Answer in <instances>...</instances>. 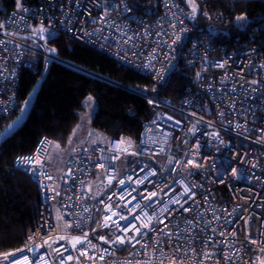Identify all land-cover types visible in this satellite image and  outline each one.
<instances>
[{"label":"built area","instance_id":"built-area-1","mask_svg":"<svg viewBox=\"0 0 264 264\" xmlns=\"http://www.w3.org/2000/svg\"><path fill=\"white\" fill-rule=\"evenodd\" d=\"M134 1L20 0L18 8L15 0L0 19V131L21 117L32 93L28 110L0 146L34 104L49 61L56 59L45 47L55 35L111 57L157 90L173 72L188 81L183 94L164 102L142 94L159 111L130 146L112 136L105 144L73 148L58 190L47 163L48 136L15 157V168L37 184L41 204L38 224L11 264H24L25 258L27 264H264V36L213 43L194 34L192 10L181 0H159L155 15L136 12ZM39 59L42 70L20 99V75L35 72ZM21 157L40 163H20ZM145 176L144 183L135 182ZM91 180L94 188L88 187ZM185 187L194 193L190 199L181 195ZM152 192L157 193L152 201L143 199ZM173 199L180 203H170ZM109 204L128 217L119 221L121 227L139 226L143 213L154 217L151 230L137 237L139 244L100 241L124 234L114 225L99 227L105 215L112 216L105 211ZM85 233L87 240L73 248L71 239ZM0 264H7L3 257Z\"/></svg>","mask_w":264,"mask_h":264},{"label":"trees","instance_id":"trees-1","mask_svg":"<svg viewBox=\"0 0 264 264\" xmlns=\"http://www.w3.org/2000/svg\"><path fill=\"white\" fill-rule=\"evenodd\" d=\"M181 1L192 10L190 0ZM194 2L198 6L192 25L196 36L224 45L228 41L247 42L264 36L262 0ZM14 3L15 0H1L0 19ZM134 8L138 13L155 15L159 0H135ZM241 15L246 16L243 27L236 20ZM45 47L56 59L49 61L45 79L22 125L0 146V257L17 251L40 218L39 188L29 175L15 168L17 155L30 153L43 135L66 146L88 95L96 104L92 125L103 139L119 136L128 143L136 142L142 124L159 111L142 94L164 102L169 97L183 94L188 84L183 75L173 72L162 90H157L146 77L62 34L47 40ZM41 70L39 59L35 72L24 70L21 73L20 99L26 97Z\"/></svg>","mask_w":264,"mask_h":264},{"label":"snow or ice","instance_id":"snow-or-ice-1","mask_svg":"<svg viewBox=\"0 0 264 264\" xmlns=\"http://www.w3.org/2000/svg\"><path fill=\"white\" fill-rule=\"evenodd\" d=\"M190 3H191V6H192V14H191V16L194 19L196 14H197V11H198V6L195 4L194 0H190ZM17 7L18 8H22L20 0H17ZM236 20L238 22H240V26L243 27L244 26L243 22L246 21V16H244V15L237 16ZM0 27H3V25H0ZM177 39H179V37ZM51 51L54 52L55 50L52 49ZM218 66L219 67H223V65H218ZM253 83H256V82L253 81ZM31 98H32V93L29 94V98L25 101L24 106L21 108V114H22L21 117H18L16 121H14L12 124L7 125L3 131H0V138H7L13 132L15 127L20 123V120H21V118L23 116V113H25L28 110V107L31 104ZM92 99H93L92 97H88L89 101H91ZM0 111H3V110L0 109ZM121 143H123V141H121ZM42 144H43V142H42ZM129 146H130V143H129ZM123 151H127V148L123 149ZM133 154H135V153H133ZM18 161L20 163H27V162H30V161L33 162V163H36V164L40 163L39 160H32V158H30V157H21V158H18ZM170 163H171V161H170ZM110 167H111V165H110ZM141 171H143V169ZM235 172H236V170L233 169V173L234 174H235ZM148 175H154V173H149ZM48 179H50V177H48ZM113 179H114V177L110 176L108 181H107V183L110 185L112 183ZM128 179L131 180V177H129ZM147 179H148V176H145L143 179H138L135 182L137 184H142ZM119 183L121 185H123V184H125V181L124 180H120ZM184 194H188V198L189 199L191 198L192 195H194V193H190V189L187 188V187H185L184 193H182L181 195H184ZM156 195H157V193L152 192L148 196L143 197V199L146 200V201H152L153 197H155ZM109 199L111 200L112 197H109ZM120 199L124 200V196H121ZM135 199H136L135 197H132V200H135ZM170 203L179 204L180 201L177 200V199H173V200H170ZM126 204H131V201H126ZM145 206L149 207L150 204L149 205H145ZM136 207L138 208L139 205L137 204ZM181 210L190 211L191 209L184 208L183 205H181ZM85 211H87V209H85ZM105 211L106 212L112 211V206L110 204L106 205L105 206ZM133 211H135V209H133ZM161 211L169 212L170 210L167 209V208H163V209H161ZM142 215H143V218H145V222L141 223L139 226H137L136 224H132L131 229L129 227H127V226L121 227V224L119 223V221H121V220H127L128 219L127 216H119V214L117 212L112 211V216H117L118 217V220H113L112 216L105 215L104 220L101 222L99 227L107 228V227H110L111 225H114L117 228V230H119L120 232H122L124 234L120 235V236H117L116 240H114V241L106 238L105 236H100L99 237L100 241H102L103 243H107V244H120V245H124V244L127 243V244H131L133 247L136 244H139L140 240L137 237L141 234V230L142 229L151 230V222H152V220L154 218L153 216H149L147 213H143ZM135 219L138 220V221L141 220L142 219L141 214H137L135 216ZM161 223H163V221H161ZM93 231H95V230H93ZM129 231H133L134 234L132 236H129L128 235ZM160 231L163 232V231H165V229H161ZM87 236H88V234L85 233L83 238L73 237L71 239V246L73 248H76L77 245L83 244L84 241L87 240ZM59 239H64V237H59ZM45 243H47V242H45ZM91 247H96V246L95 245H91ZM18 251L22 252V251H24V249H20ZM57 251H59V249H57ZM81 255H87V251H85L84 253H81ZM206 256L208 258H210V254H206ZM10 257L14 258L15 257V253L11 252V253L3 254V260L6 261L7 264H11ZM68 259L71 260L72 257L69 256ZM89 259H91V257H89ZM99 259H103V256H100ZM40 260L43 262L44 261V257H40ZM18 264H19V262H18ZM24 264H27V258H25Z\"/></svg>","mask_w":264,"mask_h":264},{"label":"rangeland","instance_id":"rangeland-1","mask_svg":"<svg viewBox=\"0 0 264 264\" xmlns=\"http://www.w3.org/2000/svg\"><path fill=\"white\" fill-rule=\"evenodd\" d=\"M88 97L92 96L88 95L83 100L84 110L81 112L78 124L71 133L66 146L62 147L57 142H52V145H50L51 147L48 152L47 162L50 165L51 174L56 179L57 190L60 188L63 178L66 175L69 156L73 148L77 146H90L93 143H106L99 130L92 125L96 111V104L93 97L91 101L88 100ZM88 187L90 188V185Z\"/></svg>","mask_w":264,"mask_h":264},{"label":"crops","instance_id":"crops-1","mask_svg":"<svg viewBox=\"0 0 264 264\" xmlns=\"http://www.w3.org/2000/svg\"><path fill=\"white\" fill-rule=\"evenodd\" d=\"M107 140L106 139H104V142H106ZM94 144V143H93ZM52 145V144H51ZM92 145V144H91ZM90 145V146H91ZM51 147V146H50ZM85 147V146H84ZM50 150V149H49ZM73 150V149H72ZM72 150H71V152H72ZM70 155H71V153H70ZM69 160H70V156H69ZM68 160V161H69ZM48 163V162H47ZM48 165H49V163H48ZM49 167H50V165H49ZM51 171V170H50ZM94 186H95V181L94 180H91V183H90V187L91 188H94Z\"/></svg>","mask_w":264,"mask_h":264},{"label":"water","instance_id":"water-1","mask_svg":"<svg viewBox=\"0 0 264 264\" xmlns=\"http://www.w3.org/2000/svg\"><path fill=\"white\" fill-rule=\"evenodd\" d=\"M82 70V69H81ZM82 71H84V72H87V71H85V70H82ZM88 73V72H87ZM103 79V78H102ZM104 81H107V82H110V81H108V80H106V79H103ZM110 83H112V82H110ZM121 88H125V87H123V86H120ZM66 173H68V172H66Z\"/></svg>","mask_w":264,"mask_h":264},{"label":"clouds","instance_id":"clouds-1","mask_svg":"<svg viewBox=\"0 0 264 264\" xmlns=\"http://www.w3.org/2000/svg\"><path fill=\"white\" fill-rule=\"evenodd\" d=\"M1 1V0H0ZM1 4V3H0Z\"/></svg>","mask_w":264,"mask_h":264}]
</instances>
